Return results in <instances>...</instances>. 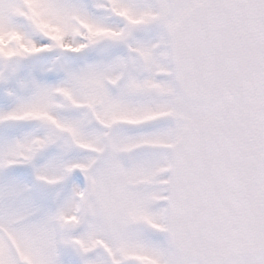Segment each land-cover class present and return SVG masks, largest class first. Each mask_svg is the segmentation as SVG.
<instances>
[{
	"label": "snow or ice",
	"instance_id": "snow-or-ice-1",
	"mask_svg": "<svg viewBox=\"0 0 264 264\" xmlns=\"http://www.w3.org/2000/svg\"><path fill=\"white\" fill-rule=\"evenodd\" d=\"M0 264H264V0H0Z\"/></svg>",
	"mask_w": 264,
	"mask_h": 264
}]
</instances>
